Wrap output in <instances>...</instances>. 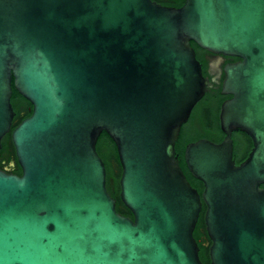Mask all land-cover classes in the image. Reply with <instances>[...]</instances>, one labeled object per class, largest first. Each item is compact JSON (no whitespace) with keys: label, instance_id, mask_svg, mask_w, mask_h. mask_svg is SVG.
<instances>
[{"label":"water","instance_id":"water-1","mask_svg":"<svg viewBox=\"0 0 264 264\" xmlns=\"http://www.w3.org/2000/svg\"><path fill=\"white\" fill-rule=\"evenodd\" d=\"M191 42L239 58L224 69L221 143L176 154L182 127L217 83ZM12 132L22 176L0 171V264H264V0H0V150ZM253 143L234 161L233 134ZM122 168L117 212L100 136Z\"/></svg>","mask_w":264,"mask_h":264},{"label":"trees","instance_id":"trees-1","mask_svg":"<svg viewBox=\"0 0 264 264\" xmlns=\"http://www.w3.org/2000/svg\"><path fill=\"white\" fill-rule=\"evenodd\" d=\"M184 3L185 0H174V4L177 6H182ZM191 45L196 51L199 50L196 43L191 42ZM221 90V87L216 90H208L204 98L194 108L188 123L182 127L179 140L176 143V154L179 158L180 165L191 185L196 188L200 194H202L204 186L199 180L195 179L190 174L185 164L184 152L188 144L202 139H207L217 144L223 141L225 135L220 126V112L225 98L222 95ZM11 101L16 113V117L12 125V129H15L24 119L31 116L32 105L25 98H23L15 88L13 90ZM23 111L25 112L24 116L22 115ZM233 139L235 143L234 161L237 165H239L240 160L249 154L253 144L250 137L241 131L235 132L233 134ZM10 141L11 134L9 133L2 141L4 146L2 152L4 154L9 152ZM97 152L105 163L107 190L117 201V212L123 216L134 219L132 212L123 204L120 198V179L122 175V168L119 163L116 145L106 133H103L99 138L97 143ZM19 174H22L21 170H19ZM262 187L264 188V185H262ZM205 213L206 206L204 205L194 232V237L199 244V256L201 261L204 264H211L209 246H207L210 241L207 233H205Z\"/></svg>","mask_w":264,"mask_h":264},{"label":"flooded vegetation","instance_id":"flooded-vegetation-1","mask_svg":"<svg viewBox=\"0 0 264 264\" xmlns=\"http://www.w3.org/2000/svg\"><path fill=\"white\" fill-rule=\"evenodd\" d=\"M153 1H155L161 5H164V6H168V7H177L178 8V7H182L184 5L183 4L182 6H177L174 4V0H153ZM196 54H197V59L202 64L203 74L205 75V77L217 80V83H215L214 87L212 88L215 90L219 89L220 87L222 88V86H223L224 80L226 78L225 71H224L225 67L227 65L236 64L240 61L239 58L232 57V56H225L222 54H214L210 51L203 50L201 48H199V50L196 51ZM209 90H211V89H209ZM223 96L225 98L224 101L231 98V96H229V95H223ZM22 115L23 116L25 115L24 111L22 112ZM13 131H14V129H11V131H10L11 141L9 143L10 144L9 152L5 153V154L2 152L4 146L0 150V171L6 172V173L11 174V175L22 176V174H19V170L22 171V169H21V166L18 162L17 155H16V149H15L14 143L12 141V132ZM4 138H3V140H4ZM252 149H253V146L251 148V151H252ZM234 150H235V143H234ZM251 151L249 152V154L251 153ZM249 154L247 156L243 157L240 160L239 164L244 162L248 158ZM203 232H205V231H203Z\"/></svg>","mask_w":264,"mask_h":264}]
</instances>
